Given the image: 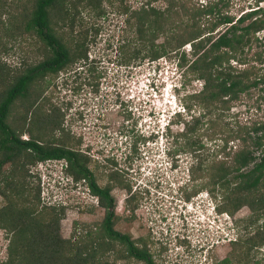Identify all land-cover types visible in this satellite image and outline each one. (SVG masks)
<instances>
[{
	"label": "rangeland",
	"instance_id": "rangeland-1",
	"mask_svg": "<svg viewBox=\"0 0 264 264\" xmlns=\"http://www.w3.org/2000/svg\"><path fill=\"white\" fill-rule=\"evenodd\" d=\"M34 1L0 0V64L5 65L10 76L50 53L34 32L25 31L20 25L25 17L22 13L28 14ZM145 1L103 0L101 15L97 14V8L81 4L72 28L52 14L54 32L63 35L68 46L82 42L86 58L75 59L58 73L36 80L30 89L32 106L25 105L27 100L17 99L8 122L22 139L32 138L28 131L31 129L43 145L59 144L89 151L98 180L101 184L109 181L114 198L113 228L145 246L154 264H220L231 250V242L246 231L253 233V226L263 218L245 228L251 214L247 206L234 214L218 210L221 204L218 197L199 187L206 180V171L199 170L193 179L191 166L201 158L202 168L209 164L222 144L221 137L236 128L235 120L264 121V28L255 33L238 57L229 60L236 68L255 66L262 83L241 93L223 118L221 115L208 124L196 100L201 80L188 69L194 58L189 43L176 50L168 49L155 59L139 56L127 64L124 62L125 56L147 48L136 37L134 18L130 19L131 10ZM207 1L192 0V3ZM222 2L221 10L235 19L256 5L264 14V0ZM152 5L165 8L166 1L155 0ZM125 6L128 11H121ZM170 27L157 32L155 44L174 32ZM224 29L223 25L216 27L213 36ZM182 53L184 61L180 58ZM53 113L60 119L59 126L47 124L43 119ZM191 116L199 117L200 121L190 135H179L183 122L190 120L192 125ZM233 141L236 147L238 140ZM221 155L217 154L216 159ZM38 162L25 160L22 172L20 162L5 163L0 172V188L3 174L10 175L11 170L16 181L24 182L28 188L37 186L32 172ZM67 187L70 189V185ZM58 190L66 192L64 187ZM33 191L35 194L34 188ZM59 197H67L66 205L52 204L40 197L37 210L43 205L62 206L64 213L58 222L62 240L77 241L86 231L93 238L100 235L104 209L96 205V198L90 196L85 184L79 188L75 185ZM3 203L0 194V207ZM8 236L7 230L0 226V261L6 258ZM252 254L249 264L257 260L264 264V244L254 248ZM105 256L108 264H144L128 257L124 245L116 241L111 242Z\"/></svg>",
	"mask_w": 264,
	"mask_h": 264
},
{
	"label": "trees",
	"instance_id": "trees-1",
	"mask_svg": "<svg viewBox=\"0 0 264 264\" xmlns=\"http://www.w3.org/2000/svg\"><path fill=\"white\" fill-rule=\"evenodd\" d=\"M153 1L155 0H146L141 6L131 10L130 19L134 18L136 37L147 48L125 56L124 62L127 64L139 56L140 59H155L169 51L168 49L176 50L189 43L194 58L188 69L201 80L196 100L202 107L201 116H207L208 124L214 120L210 122L213 124L221 115L222 118L225 116L224 113L230 110L241 93L262 83L255 66L236 68L229 64V60L231 57H238V52L254 38L255 33L264 28V14L260 12V7H251L235 19L221 10L224 9L219 5L223 3L222 0H208L205 4L197 3L198 5L192 3V0H165V8L153 6ZM102 2L103 0H35L30 12L22 13L25 17L20 24L21 28L34 32L50 53L13 76L9 75L10 71H7L5 65L0 64V172L8 162H20L18 166L22 167V172L25 160L33 162L63 155L70 160L68 148H63L64 145L38 144L35 139L38 134L31 129L28 131L32 140L22 139L21 134L8 122V117L17 99L27 100L25 105L32 106V102H29L33 95L30 89L36 80L58 73L75 59L86 58L87 50L82 42L68 46L63 35L54 32L52 14H56L64 25L69 23L72 28L75 12L81 4L97 8V14L101 15ZM128 9L125 6L121 11ZM68 19L70 22H67ZM167 25L172 26L170 28L174 32L166 36L163 42L155 44L157 32L164 30ZM220 25L225 26V29L213 36L212 32ZM206 44L208 46L205 48ZM180 58L184 61L185 53ZM6 79L11 81L6 83ZM27 114L28 110L23 112L25 119ZM43 119L54 127L61 123L55 113L44 116ZM191 119L192 125L190 120L183 122L179 135L187 136L193 132L200 120L199 117L192 116ZM235 127L221 137L222 144L214 151L209 164L202 168L204 160L196 157V163L191 166V175L195 179L199 170L206 171V180L200 182L199 187L207 188L214 197H218L221 203L218 210L234 214L241 207L247 206L251 211L245 224V228H248L259 219H264V121L241 123L235 120ZM235 139L239 146L235 147ZM29 148L33 150L30 151ZM257 150L259 156L255 154ZM217 154H222L220 159H216ZM67 172L77 176L71 161ZM32 174L37 179V186H32L35 194L32 187L28 188L24 182L16 181L12 170L10 175L2 176L0 194L4 197V203L0 207V226L7 230L9 238L6 258L0 264H108L105 254L111 248L112 241L123 244L128 257L145 264H154L145 246H136L128 235L113 228L114 200L107 191H98L97 188L95 190L100 194L102 204L111 208L100 222V235L93 238L86 231L77 241L62 240L58 233V222L64 209L62 206L43 205L37 210L42 187L38 174ZM263 219L260 224L253 226V233L246 231L231 242V250L220 260V264L251 262L253 249L264 244ZM255 263L259 264V260Z\"/></svg>",
	"mask_w": 264,
	"mask_h": 264
},
{
	"label": "flooded vegetation",
	"instance_id": "flooded-vegetation-1",
	"mask_svg": "<svg viewBox=\"0 0 264 264\" xmlns=\"http://www.w3.org/2000/svg\"><path fill=\"white\" fill-rule=\"evenodd\" d=\"M257 6L258 5L253 6V8H256ZM258 7H260V6H258ZM249 10H246V11H249ZM28 140H32V138L29 137ZM36 141H37L38 144H41L43 146V142L38 141L37 139H36ZM55 145H57L59 147L60 146L63 147V145H59V144H55ZM63 148H68V150L70 151V153L68 155V156H70V160H69V158L66 155H63L61 157H51V158H45V159L64 160V162L66 163L67 167H69L70 161H71V163L73 164V167L77 171V176H75L72 173L69 174V175L72 176V179H73L75 185L79 188L81 186L84 187V184H85L87 186L88 192L90 193V196H94L96 198V205L100 206L101 208L104 209V215H105L106 211L107 210H111V208L110 207H106L105 205L102 204L101 196L98 193V191L99 190H101L102 192L107 191V194L109 195V197L113 198V196L111 195V188H110V185H109V181L108 182H104L103 184L100 183V181L97 178L98 176L96 174L95 169L90 164L91 158H90L89 151L81 149V148H71V147H66V146H64ZM29 150L32 151L33 148H29ZM256 155L259 156V150H257V154ZM91 156H93V155H91ZM45 159H39L38 161H42V160H45ZM92 160H94V159H92ZM98 175H100V174H98ZM95 188H97L98 191H96ZM113 200H114V198H113ZM91 207H94V206H91ZM113 219H114V217H113ZM122 234H125V233H122ZM134 243H135L136 246H138L140 248L143 247V246H141V244L139 245L136 242H134ZM153 263H154V261H153Z\"/></svg>",
	"mask_w": 264,
	"mask_h": 264
},
{
	"label": "clouds",
	"instance_id": "clouds-1",
	"mask_svg": "<svg viewBox=\"0 0 264 264\" xmlns=\"http://www.w3.org/2000/svg\"><path fill=\"white\" fill-rule=\"evenodd\" d=\"M47 159L39 161L36 164L34 173L38 174L41 183V197H47L52 204L66 205V198L59 197V194H66L69 190H72L75 183L72 179H69V173L67 172V166L64 160L60 162L59 159H50L51 162H46ZM58 161V162H57ZM70 185V189H68ZM65 188L66 192H59V188ZM57 190V191H56ZM216 207V205H214ZM215 212L214 210H212Z\"/></svg>",
	"mask_w": 264,
	"mask_h": 264
},
{
	"label": "built area",
	"instance_id": "built-area-1",
	"mask_svg": "<svg viewBox=\"0 0 264 264\" xmlns=\"http://www.w3.org/2000/svg\"><path fill=\"white\" fill-rule=\"evenodd\" d=\"M43 200H45V201H47V202H50V201H48L47 200V197L45 198V197H41ZM51 203V202H50Z\"/></svg>",
	"mask_w": 264,
	"mask_h": 264
}]
</instances>
